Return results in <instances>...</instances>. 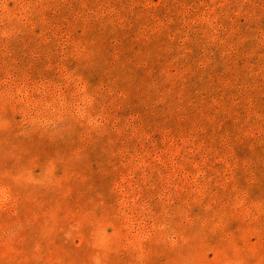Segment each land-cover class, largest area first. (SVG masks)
Listing matches in <instances>:
<instances>
[{
  "label": "rangeland",
  "instance_id": "1",
  "mask_svg": "<svg viewBox=\"0 0 264 264\" xmlns=\"http://www.w3.org/2000/svg\"><path fill=\"white\" fill-rule=\"evenodd\" d=\"M0 264H264V0H0Z\"/></svg>",
  "mask_w": 264,
  "mask_h": 264
}]
</instances>
